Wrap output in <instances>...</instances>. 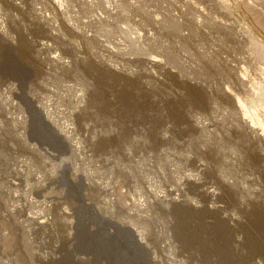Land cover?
Instances as JSON below:
<instances>
[{
    "label": "rangeland",
    "instance_id": "rangeland-1",
    "mask_svg": "<svg viewBox=\"0 0 264 264\" xmlns=\"http://www.w3.org/2000/svg\"><path fill=\"white\" fill-rule=\"evenodd\" d=\"M261 214L264 0H0V264L126 229L143 264H264Z\"/></svg>",
    "mask_w": 264,
    "mask_h": 264
},
{
    "label": "water",
    "instance_id": "water-1",
    "mask_svg": "<svg viewBox=\"0 0 264 264\" xmlns=\"http://www.w3.org/2000/svg\"><path fill=\"white\" fill-rule=\"evenodd\" d=\"M44 143H42L43 145ZM130 233L127 241H120L116 237H112L108 231H105L100 237L92 238L99 244L101 250L114 255L112 264H143L144 254L140 251L142 244H138L137 237L131 229H126ZM88 252L92 248L91 240L87 245Z\"/></svg>",
    "mask_w": 264,
    "mask_h": 264
},
{
    "label": "bare ground",
    "instance_id": "bare-ground-1",
    "mask_svg": "<svg viewBox=\"0 0 264 264\" xmlns=\"http://www.w3.org/2000/svg\"><path fill=\"white\" fill-rule=\"evenodd\" d=\"M39 115L42 117V112L39 113ZM41 119V118H40ZM41 122H42V119H41ZM42 125V124H41ZM30 139L32 141H36L40 147V149H42V151L46 152V150H44L42 148V139H40L39 137H35V135L32 134V132H30ZM50 148V147H48ZM51 149V148H50ZM52 151V150H51ZM47 153V152H46ZM75 197V195H74ZM78 198V197H77ZM80 206H78L77 210L79 209ZM80 210V209H79ZM4 239L6 238L5 236L3 237ZM83 239L85 237H82ZM76 239L78 240V243L76 245V255L78 254L79 256H83V257H88V256H92L93 258V262L95 263L97 260H99L100 258H104L108 264H112V261L114 259V255L112 253H109L108 255V252L105 253L104 250H101L100 247H99V244L95 242V240L92 238V237H89L87 239H84L85 241H89L91 240V243H92V248L91 250H89V252L87 251L88 248H87V243L84 245L82 243H80L79 245V241L81 240V238L79 236L76 237ZM82 244V245H81ZM14 250H10V251H4V254L5 255H8V257H13V259H15V252H13ZM1 254L3 255V252H1ZM16 256L17 258L19 259V254L16 253Z\"/></svg>",
    "mask_w": 264,
    "mask_h": 264
},
{
    "label": "flooded vegetation",
    "instance_id": "flooded-vegetation-1",
    "mask_svg": "<svg viewBox=\"0 0 264 264\" xmlns=\"http://www.w3.org/2000/svg\"><path fill=\"white\" fill-rule=\"evenodd\" d=\"M243 205V204H242ZM262 215V214H261ZM255 218L256 217H251L249 220H248V223H249V225L247 226L248 228H249V230L248 231H246V232H250V233H254L253 232V228H254V222H253V220H255ZM262 219H263V222H264V216L262 215ZM223 220V219H222ZM225 222H227L226 220H224ZM262 221V220H261ZM225 222H222V224H224ZM231 223V222H230ZM222 224H220L219 226H221V227H219V228H221L222 230H224L225 231V229H227L226 227H222ZM260 227V226H259ZM229 229H230V231H232L231 232V234L229 235L230 237H233V239L232 240H235L236 238H237V235H238V231L236 232V225H232L231 226V228L229 227ZM263 229H264V227H263ZM226 232V231H225ZM216 234L218 233V231L217 232H215ZM218 234H222V233H218ZM228 236V237H229ZM236 236V237H235ZM248 236V235H247ZM244 237V236H243ZM227 239V238H226ZM248 241H251V242H254V244H255V246L254 247H250V246H248L247 245V250H249V249H252V253H254L255 252V249H257V250H260V249H264V238H263V240H262V243L260 244V241H258V240H256L255 241V239H252V240H249V236H248V239H247V242ZM228 242V245L229 244H232V242L231 241H227ZM234 242H236L237 243V241L235 240ZM234 244H232V246L231 247H229L228 249H229V251H228V253L227 254H230V255H234V258H230V257H225L223 254H220L222 257H221V259L222 260H225V262H228L229 260H231V261H234L235 263H237V255H239L238 254V249H237V247L236 246H233ZM244 261V260H243ZM245 263H247V262H245Z\"/></svg>",
    "mask_w": 264,
    "mask_h": 264
}]
</instances>
